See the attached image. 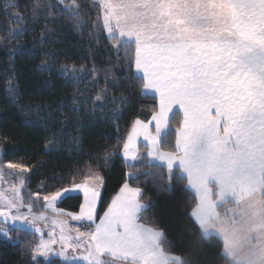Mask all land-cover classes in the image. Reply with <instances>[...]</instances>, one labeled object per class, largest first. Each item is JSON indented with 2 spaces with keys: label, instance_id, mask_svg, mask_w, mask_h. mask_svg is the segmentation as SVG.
Returning <instances> with one entry per match:
<instances>
[{
  "label": "snow or ice",
  "instance_id": "6c2138e0",
  "mask_svg": "<svg viewBox=\"0 0 264 264\" xmlns=\"http://www.w3.org/2000/svg\"><path fill=\"white\" fill-rule=\"evenodd\" d=\"M30 6L32 20L38 14L55 18V4L36 0ZM90 6L98 16L89 36L99 42L103 34L113 57L126 68L128 86L150 91L155 100L147 117L136 116L121 138L124 156L136 159L142 137L149 155L169 158L161 136L171 130L170 139L186 163L197 157L245 162L253 149L264 158V0H96ZM10 7L21 9L17 0ZM22 11L14 14L16 21L22 20ZM81 11L75 0L63 7L78 29L85 26L79 22ZM51 31L45 24L42 43ZM15 34L9 29V36ZM79 71L72 70V79ZM104 78L116 87L112 66ZM15 91L10 84L9 93ZM102 92L96 101L114 99ZM126 99L123 93L119 97L121 103ZM14 140L0 134V145ZM112 154L108 147L98 157L102 164L73 176L54 174L51 183L41 181L35 191L29 183L35 166L29 160L0 158V234L10 239V232L26 230L38 236L37 243L25 247L36 264L38 257L51 264L53 255L66 264H146L140 251L143 232L135 222L143 190L125 182L104 201L105 177L99 169ZM0 156H7L5 148L0 147ZM68 199L77 200L72 210L59 206Z\"/></svg>",
  "mask_w": 264,
  "mask_h": 264
},
{
  "label": "trees",
  "instance_id": "16d2710c",
  "mask_svg": "<svg viewBox=\"0 0 264 264\" xmlns=\"http://www.w3.org/2000/svg\"><path fill=\"white\" fill-rule=\"evenodd\" d=\"M17 2L23 9L21 21L14 19L21 9L11 8L12 0H0V134L15 138L12 144L0 145L7 152L1 158L29 160L35 166L29 181L35 191L41 181L51 183L49 178L54 174L73 176L86 166L102 164L99 155L111 147L112 158L99 169L105 177L104 201L125 182L140 187L139 201L147 207L140 213L139 222L162 233L160 245L165 253L179 257L181 264H231L223 241L205 236L193 219L197 199L178 170L149 163L142 147L137 163H125L121 138L126 137L136 116L147 117L155 100L144 90L128 86L126 68L113 57L103 34L99 42L89 36L98 16V10L90 6L95 1L75 0L78 8L82 6L79 22L85 25L79 29L56 0H39L44 5H57L55 18L47 20L39 14L35 20L30 18V5L36 0ZM45 24L52 31L42 43ZM9 29L16 34L9 36ZM42 63L48 68H42ZM109 66L118 77L115 88L111 79L104 78ZM64 69H68L66 74ZM73 69L80 70L76 79H72ZM10 84L15 86L14 94L9 93ZM102 90L114 99L96 101ZM122 93L127 97L123 103L119 101ZM53 133L55 142L45 147ZM171 135L169 130L162 150L174 153ZM76 204V199H68L59 206L72 210ZM9 236L0 235V264H36L25 252L29 242L35 244L36 235L20 231ZM51 264L64 263L52 260Z\"/></svg>",
  "mask_w": 264,
  "mask_h": 264
},
{
  "label": "crops",
  "instance_id": "0c3cea01",
  "mask_svg": "<svg viewBox=\"0 0 264 264\" xmlns=\"http://www.w3.org/2000/svg\"><path fill=\"white\" fill-rule=\"evenodd\" d=\"M144 94L153 97L150 91L144 90ZM166 132L167 130L162 132L161 138ZM142 139L141 137L137 143L140 141L145 143ZM253 152L254 155L248 157L245 162L237 163L227 161L216 163L206 157H197L192 162L186 163L183 155L179 152L177 154L168 153L169 158L152 156L148 152L152 163L167 170L178 169L181 176L187 180V188L198 198L197 208L192 212L193 219L205 236H216L224 241V253L233 261L234 256L227 249V238L229 233L234 232L235 223L240 220L242 223L245 220L246 224L251 215L257 213L259 221L255 228L259 233L262 232V228L264 229V158L255 149ZM138 155L137 152L136 159H130L122 153L124 161L128 164H133ZM172 156L177 158L172 159L170 163ZM213 187L216 190V200H214ZM139 200L135 222L143 232V247L140 251L146 264H180L179 257L165 254L162 250L160 245L162 233L139 222V215L145 209ZM231 201L236 205L228 208L225 214L220 215L218 213L219 206ZM243 243L242 241L239 245H234L238 250H255L261 254V260H264V248L242 247ZM230 246L234 251L233 245L230 244ZM237 264H245L244 259L239 260Z\"/></svg>",
  "mask_w": 264,
  "mask_h": 264
},
{
  "label": "rangeland",
  "instance_id": "374dc122",
  "mask_svg": "<svg viewBox=\"0 0 264 264\" xmlns=\"http://www.w3.org/2000/svg\"><path fill=\"white\" fill-rule=\"evenodd\" d=\"M56 1L58 3H60V4H62L63 6H65V5H71V2L69 0H62V3H61V0H56ZM93 1L96 2V0H93ZM168 132H169V130H167V132L165 133V135L161 138L162 140L168 134ZM140 142L137 143L139 155H138L137 160L133 164L137 163L138 160H139V158H140V155H141L140 149H141V147H142L143 151L146 153V156H147V158L149 160V163H152L150 161L149 157H148L149 149H148V147L146 145V142L145 143L143 141L141 143ZM174 147H175V144H174ZM163 152H166V151H163ZM122 153H123V150H122ZM122 153H121V155H122ZM167 153L177 154L178 151H177V149L175 147V152L174 153H171V152H167ZM0 158H1V156H0ZM133 164H128V165H133ZM152 164H154V163H152ZM174 170H178V169H174ZM174 170H168V171H174ZM212 190H214V200H216V190H215V187H213ZM196 199H197V205H198V198L196 197ZM197 205L194 208V210L197 208ZM234 205H236V203L235 202H232V201L231 202H228V203H225V204H222L218 208V213H220V215H223V214H225V212L227 211L228 208L233 207ZM145 209H146V207H145ZM244 221L242 223H241V220L238 223L236 222L235 223L234 232L232 231L231 233H229L228 238H227V241H228L227 242V249L230 251V254L234 256V261L231 260V258H229L225 253L224 254L230 260L231 264H235V263L237 264V262L239 260H243V259H244L245 264H264V260H261V254H258V252H255V250L254 251H252V250H250V251L238 250L235 247V245H234V244H238L239 245L240 242L243 241L244 243L242 244V247L264 248V229L262 228L261 229L262 232L259 233L258 229L255 228L257 226L256 225L257 221H259L258 220L257 213L252 214L251 217L249 218V220L246 222V224L244 223ZM236 226H237V228H236ZM0 235L3 236V237H5L2 234H0ZM34 237H35V243H37L38 242V236H34ZM229 243L233 245L234 251L231 249V246H230ZM223 245H224V248H225L224 241H223ZM224 248H223V251H224ZM69 253L71 254V250H69ZM165 254H167V253H165ZM168 255H170V254H168ZM49 259L51 261L52 260H59V261L63 262L64 264H66V262L61 257H57V256H54L53 255ZM38 260H41V261H44L45 262L44 258L38 257ZM75 264H83V262L82 261H77V262H75Z\"/></svg>",
  "mask_w": 264,
  "mask_h": 264
}]
</instances>
